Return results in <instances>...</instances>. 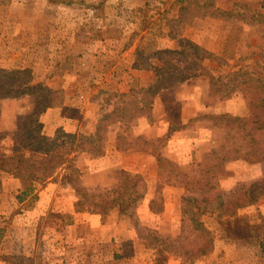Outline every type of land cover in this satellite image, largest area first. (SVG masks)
<instances>
[{"label": "crops", "instance_id": "1", "mask_svg": "<svg viewBox=\"0 0 264 264\" xmlns=\"http://www.w3.org/2000/svg\"><path fill=\"white\" fill-rule=\"evenodd\" d=\"M142 1L133 0L127 7L135 15L129 22L135 30L141 21L136 13H141L140 8L144 6ZM71 3L68 4L69 8H74L76 4ZM56 5L64 6L62 3ZM86 6L91 7V4L87 3ZM109 7L106 2L105 9L108 10ZM169 14L171 18L178 15L175 10ZM197 20L210 23L216 19L204 15L197 17L192 25L197 26ZM109 24L108 17L100 19L101 29L109 27ZM153 25L154 23L135 39L127 33H120L115 37L102 32L95 36L84 34L83 43H89L90 47L84 52V62L89 61V65L92 62L93 70L79 72L74 63L73 68L58 73L62 74L58 86L66 91V96L62 104L48 107L40 114L42 132L52 136L57 129L62 128L67 132L93 133L107 104L104 99L98 98L100 91L129 92L132 88L145 87L153 83L156 80L154 66L152 63L149 66L140 63V48L146 37L144 34H152L149 32L151 29L155 33L159 30H155L154 26L161 27V30L153 34V50L179 49L182 47V40L189 39L199 44L213 57H219L224 54L226 44L230 40L228 32L223 31L221 27L208 28L201 26V23L200 38L189 36L187 33L173 36L164 27L162 18L159 25ZM68 38L72 44L81 42L75 32L69 34ZM20 54L23 55V52ZM108 56L115 59L110 64L106 60L103 61ZM201 70L200 78H190L161 90L153 103L152 114L140 116L133 124L125 126L130 127L135 136L149 139L167 136L166 149H162L161 153L175 158L184 168H188L192 156H197L199 150L194 154V149H187L192 141L190 132L185 128L175 129L174 125L186 123L200 112L244 114L239 113L235 107L236 101L241 98L238 92L214 104L205 103V92L200 88V84L204 81L201 77L204 76L203 69ZM56 82L58 81L54 84ZM209 88L210 82H207V91ZM15 99L11 98L10 101ZM25 111L26 108L19 114ZM116 126L121 125L114 124L109 129L103 155L93 156L84 152L78 156L76 165L81 172L83 183L90 187L113 186L117 183V174L122 169L142 174L147 181L148 191L137 209L141 224L155 228L161 233L173 236L179 234L182 225L184 186L176 180L162 181L159 157L155 156L152 149L126 148L119 145L114 130ZM183 146L186 149H183ZM64 172H67L66 169L60 168L54 178L46 183L34 184L32 190L22 198H19V195L24 190V184L21 180L8 176L10 182L4 183V190L13 194L5 196L6 202H3L5 205L0 209V238L2 237L0 264H12L13 256L17 252L24 251L30 236L38 232L51 234L53 241L56 242L53 243V264H185L177 255L161 248L149 247L147 242L140 238L132 219L121 214L118 209L114 208L103 214L99 210H93L88 204L78 207L79 197L75 189L64 181L67 178L63 176ZM159 184H161L160 192L156 189ZM157 199L161 200L160 210L151 207L152 202ZM211 215L214 217L212 218ZM259 217L264 219V198L254 204L241 207L232 215L222 217L212 213L205 214L203 221L214 234V249L196 263L202 264V261L214 258L222 251L221 233L224 231L222 224L224 225L225 221L235 226H237L236 222H241L246 230L260 225L262 219ZM207 218L213 219L211 224L207 223ZM162 253L165 254L163 257H161Z\"/></svg>", "mask_w": 264, "mask_h": 264}, {"label": "rangeland", "instance_id": "2", "mask_svg": "<svg viewBox=\"0 0 264 264\" xmlns=\"http://www.w3.org/2000/svg\"><path fill=\"white\" fill-rule=\"evenodd\" d=\"M68 1H71V4H76V6L69 8ZM132 1L0 0V68L8 70L28 68L32 72L35 83L61 89L63 95L61 97L65 99L66 91L58 86L61 82L59 77L62 74L58 73L64 72L70 67L73 68L74 63L79 72L83 73L92 69V62H90V65L89 61L84 62V52L90 48L89 43H83L84 34L88 33L95 36L102 32L115 37L119 36L120 33H127L135 39L140 36L142 31L150 28L152 23L159 25L162 18L164 27L173 36L187 33L189 36L200 38V23L201 26L204 25L208 28L221 27L223 31L228 32L230 40L226 44L227 47L224 54L219 55V57L211 56L206 60L203 59V61L197 58L195 49L187 46L186 50L189 53V59L198 63V65L193 66L194 70L206 69L217 76L226 75L231 71L248 70L257 76L264 77V0H143L144 6L140 8L141 13L135 12L138 17L140 16L141 20L136 30L129 24L135 16L129 10L130 8H127ZM106 2H108V6L110 5L108 10L105 9ZM57 3H62L64 6H58L56 5ZM87 3H90L91 7L86 6ZM66 4L68 6H65ZM174 10L177 11L178 15L175 18H171L169 13L172 14ZM203 12H206V14ZM202 13L216 20L210 23L197 20V26L192 25L197 17L204 16ZM105 17L109 18L110 26L101 29L99 26L100 19ZM154 28L155 30L159 29L156 33L161 30V27L158 26H154ZM72 32L77 34V38L81 42H77V44L69 42L68 35L72 34ZM149 32H152V34H144L146 37L142 41L140 48V63L144 66H149L151 63L156 66L154 64L156 59L147 58L153 52V34H156L152 29ZM63 35L65 38H63ZM223 36L226 37L225 35ZM179 49H182V47ZM20 52H23V55ZM142 57L147 59H142ZM105 60L110 64L115 59L108 56L103 61ZM25 65L27 66L24 67ZM206 70H203L204 76L201 77H203L204 81L200 84V88L204 90V100L209 105L214 104L216 101L208 99L207 82L210 81ZM195 77L200 78V75L191 78ZM55 81L58 82L54 84ZM237 92L241 95V98L236 101L235 107L239 113L244 114L231 115L248 117L250 114L248 104L250 98L245 96L241 90ZM11 98L0 97V155L12 152L15 146L13 132L17 128L18 121L22 116L30 112L35 105V98L32 95L15 97L14 101H10ZM98 98L104 99L107 103L102 112L112 109L114 102L118 99L116 97L112 98L111 104H108L107 100L110 96L107 91H100ZM24 108H26V111L19 114ZM205 115L218 114L200 112L188 122L173 126L175 129L185 128L190 132L192 141L187 149H194V154L199 150L197 156H192L191 164L188 165V168L179 165L175 158L161 153L162 149H166L167 136L151 139L144 136H135L134 131L130 127L125 126H116L114 130L119 145L126 148L152 149L156 157L161 154L162 157L168 159V161H162L160 168V177L163 182L168 178L171 181L181 180L179 176L177 178V173L173 171L174 169H177L178 172H186L190 176V179H185L189 184V193L197 194L200 193L202 164L204 165L208 159L210 162L214 159L213 157L210 159L208 154L211 153L212 149H219L233 135L230 128L218 126L210 118L204 117ZM219 122L225 123L226 121ZM231 141L229 142L230 144ZM183 149L186 148L183 146ZM206 156L208 157L206 158ZM224 168L226 174H220L216 178L220 189L224 191H229L240 183L259 182L264 178V167L260 163H250L239 159L226 163ZM66 171L63 176L67 177L64 181L68 182L70 171ZM8 176L3 174V178ZM197 180H199V183H196ZM160 185L156 188L159 192L161 191ZM187 190L184 189L182 197ZM212 193L210 192L208 195H213ZM10 194L13 193L2 190L0 193V209H3L5 205V196ZM156 201L159 206L161 200L157 199ZM211 216L212 218L214 217V215ZM206 221L211 224L213 219L207 218ZM259 224L252 229L247 228L244 230V225L241 222H236L237 226H235V224L225 221L224 225L222 224V231H224L221 233L222 251L218 252L214 258L202 261V264H264V219ZM43 230L45 231V229ZM36 235H38L37 240ZM53 243L56 242L53 241L51 234L38 232V234L31 235L24 251L17 252L13 256L12 264H53ZM163 253L161 257L165 255ZM185 264L188 263L185 262Z\"/></svg>", "mask_w": 264, "mask_h": 264}, {"label": "trees", "instance_id": "3", "mask_svg": "<svg viewBox=\"0 0 264 264\" xmlns=\"http://www.w3.org/2000/svg\"><path fill=\"white\" fill-rule=\"evenodd\" d=\"M181 46L182 49H154L147 57L156 59V80L153 83L132 88L129 92H107L110 96L108 104H111L112 98L118 99L112 109L101 113L95 131L90 134L67 132L62 128L57 129L52 136L44 134L39 116L48 107L63 103L62 90L35 83L28 68H0L1 98L25 95L35 98L33 109L20 118L13 132L14 149L9 154L0 155V193L5 188L4 183L10 182L8 177L3 178V174L22 181L24 190L19 195V198H22L32 190L34 184L46 183L54 178L60 168H65L70 171L68 182L79 197L78 207L88 204L93 210H99L103 214L114 208L118 209L121 214L132 219L140 238L144 239L149 247L161 248L181 257L188 264H194L210 254L214 249V236L203 221V216L208 213L219 216L232 215L241 207L264 198V178L259 182L237 184L229 191L220 189L216 180L220 174H226L224 165L231 161L242 159L250 163H260L264 167V77L248 70L231 71L226 75L217 76L203 69L207 71L210 81L209 100L228 99L241 90L250 98V114L248 117H236L229 113L204 116L220 127L230 128L233 135L219 149L211 150L208 156L210 155V159L214 158L212 162L208 159L202 164L200 193H189V184L185 181L190 179L189 174L173 170L177 173V178L181 179L176 181L188 189L182 197L181 231L175 236L141 224L137 209L148 191L147 181L142 174L122 169L118 172L115 185L90 187L82 182L81 172L76 165L81 153L86 152L93 156L105 153L109 129L113 124L130 126L138 117L150 116L155 98L161 90L200 75V69H193L198 63L189 59L187 46L195 49L197 58L201 60L211 57L212 54L189 39L182 40ZM144 58L147 59L142 57ZM57 94L59 95L56 96ZM163 160L168 161L159 155L160 167ZM196 183H199V180ZM210 192H213V195H208ZM151 207L160 210L156 200L152 202Z\"/></svg>", "mask_w": 264, "mask_h": 264}]
</instances>
